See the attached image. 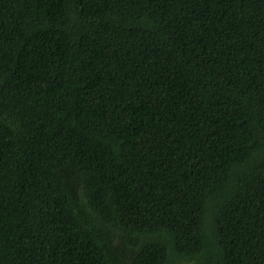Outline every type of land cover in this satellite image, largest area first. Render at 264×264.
<instances>
[{
	"label": "trees",
	"instance_id": "1",
	"mask_svg": "<svg viewBox=\"0 0 264 264\" xmlns=\"http://www.w3.org/2000/svg\"><path fill=\"white\" fill-rule=\"evenodd\" d=\"M0 264H264V0H0Z\"/></svg>",
	"mask_w": 264,
	"mask_h": 264
}]
</instances>
